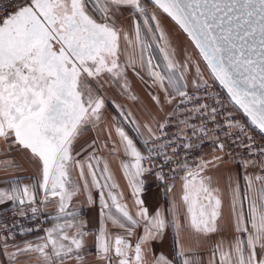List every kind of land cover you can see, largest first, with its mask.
<instances>
[{
  "label": "snow or ice",
  "instance_id": "snow-or-ice-1",
  "mask_svg": "<svg viewBox=\"0 0 264 264\" xmlns=\"http://www.w3.org/2000/svg\"><path fill=\"white\" fill-rule=\"evenodd\" d=\"M125 9L137 14L131 32L118 26ZM158 12L186 35L210 78L264 133V0H0V150L26 157L43 193L37 201L35 185L0 191V204L11 202L21 218L29 211L35 218L50 203L56 211L54 225L39 243L10 245L14 237L6 224L0 225V249L9 264H20V256L35 257L36 264H175L176 257L182 264H264V146L257 148L246 125L211 94L200 62L188 54L177 59ZM121 40L131 50L123 62ZM153 45L163 67L154 63ZM129 68L146 85L157 116L163 113L161 119L149 113V122L141 126L115 104L138 133L145 130V144H151L147 155L118 122L101 128L107 90L139 99L127 77ZM200 89L209 96L198 95ZM195 119L201 123H191ZM174 121L177 131L169 134ZM90 130L105 132L107 138L100 142L98 136L84 155L76 144ZM204 141L212 145L211 158L200 155L189 163L185 156L181 161L180 149L192 153ZM236 149L246 151L238 156ZM104 150L120 158L118 171L127 181L131 207L109 161L99 154ZM226 155L245 171L243 193L239 171L236 178L231 172L210 174L220 171ZM155 157L163 161L158 168ZM164 165L182 173L180 197L170 210L150 212L144 199L148 176L154 175L166 193L174 191L176 177L168 183ZM257 167L260 174L248 173ZM94 191L98 231L88 229L73 203L87 194V204L95 205ZM167 228L176 235L171 259L153 247ZM213 235L220 239L212 242L207 262L196 259L195 249ZM90 236L93 260L86 252Z\"/></svg>",
  "mask_w": 264,
  "mask_h": 264
},
{
  "label": "crops",
  "instance_id": "crops-1",
  "mask_svg": "<svg viewBox=\"0 0 264 264\" xmlns=\"http://www.w3.org/2000/svg\"><path fill=\"white\" fill-rule=\"evenodd\" d=\"M145 2L142 0V3ZM148 10L151 13L153 11V7L148 4ZM135 12H129V10L125 9L124 14L119 17L118 26L123 27L125 31L131 32L130 25L133 22V18L136 17ZM162 20V27L165 30L166 35L169 37L172 46H174L177 50V59L182 60L185 54L191 55L194 60L200 62L197 52L191 45V43L187 40L186 36L182 33V31L178 30V27L169 19L166 18L164 14L157 13ZM141 26L143 27L142 20L140 21ZM154 27V25H153ZM145 39L151 40V37L145 33ZM130 49L126 48V44L123 40H121V61L123 62L125 59L126 52H130ZM137 55L139 54V49L136 50ZM152 56L154 58V63H159L161 67H163L164 61L160 51L153 45ZM201 71L204 74V78L208 80V83L211 84L214 80H212L209 76V73L205 67V65L200 62ZM194 72V69H193ZM191 76L192 73H189ZM127 77L130 82L133 93L138 96V101L133 102L126 98V96L121 95L120 91L116 88H112L107 90L104 94L107 97L106 106L104 109V120L105 124L101 125V128H104L109 123H119L121 127L125 129V131L131 136L134 141L137 143V147L142 151V143L145 141V130L141 127V131L138 133L136 131L135 125L130 123L120 115L119 111L115 108V104H119L123 106V109L126 112L132 113V118L137 121L141 126L145 123L149 122V113L151 115L156 116L157 119H161L163 113L159 112L158 106H154L150 97L148 96V89L144 82L139 79L133 72L131 68L127 70ZM191 91V89H190ZM166 111L171 110V106H167ZM155 127V124H153ZM114 134V133H113ZM99 136L100 142H103L107 136L105 132H98L96 130H90L87 132L76 144L77 151H84V155H87V152L92 151L89 148V144L96 140ZM83 146V149L82 147ZM86 150V151H85ZM103 155L104 159H107L110 163L111 170L113 173V179L116 183L120 185V191L124 192L125 201L131 207V193L130 190L127 189V181L123 178L122 171H118L120 165V158L113 157L108 154L107 150H104L103 153H99ZM208 158H211V153L205 154ZM79 159H83V156L78 157ZM8 161V164L5 163ZM14 165V166H10ZM239 171L240 178L239 183L241 187V192L246 191V186L244 184V180L242 177L245 175V171L243 169H238L236 164L228 163L225 159V163L221 166L220 171L216 172L213 170L210 172L213 176H226L229 172L232 173L233 177L236 178V173ZM248 173L252 174H260L259 169H248ZM182 175V173H181ZM75 179V176H74ZM146 188L148 191L144 194V199L146 206L149 208L150 212H154L157 209L162 211L170 210L172 208L173 203L177 202L181 193V182L178 178L174 184V191L172 193H164L157 185L156 180L151 177H147ZM39 181L40 177L37 174V170L35 166L30 164L26 157H24L21 153L16 151H12L11 153H7L3 150H0V191H11L13 188L24 187V186H33L35 185L34 191L37 193V201L43 196V193L39 190ZM221 188L224 187L223 181L220 184ZM94 199H96V204L89 206L87 204V194L79 195L73 203L79 206V211L81 212V218L88 221V229L90 231H98V210H99V199L98 194L94 191L92 193ZM14 205L11 202H6L4 204H0V212L9 210L13 208ZM134 211V209H133ZM227 199L225 203V215L227 216ZM167 215V212L165 213ZM43 215L45 218V226L44 229L35 234H27L22 235L20 237H14L12 239L9 238L10 245H23L24 243H39L41 238L45 235V229L50 228L55 223V206L53 204H49L46 208L43 209ZM111 227V226H109ZM112 231H118V229H112ZM221 235L227 236L229 233L224 232ZM185 243H188L187 234H185ZM220 236L213 235L211 239L201 246L195 249L196 259H203L207 262L210 247L213 241L219 240ZM157 254L163 253L168 256L170 259L173 256V253L177 250L176 245V235L173 229L167 228L165 230L164 236L161 241L154 242L153 245ZM86 252L88 254V259L93 260V252H94V236H90L87 242ZM20 264H36L35 257L30 256H20L19 257ZM0 264H9L8 256L0 249ZM175 264H182V260L180 257H176Z\"/></svg>",
  "mask_w": 264,
  "mask_h": 264
},
{
  "label": "built area",
  "instance_id": "built-area-1",
  "mask_svg": "<svg viewBox=\"0 0 264 264\" xmlns=\"http://www.w3.org/2000/svg\"><path fill=\"white\" fill-rule=\"evenodd\" d=\"M211 94L215 97H218L223 104L225 105V109L228 112L233 113L234 117L237 120H240L242 123H244L249 131V134L253 137V139L255 140L256 143V147L260 148L262 146H264V136L257 131L255 128H253V126L248 122V120L243 116V114L234 106V104L231 102L230 98L226 95V93L218 86V84L213 81L211 84ZM200 96H209V92L205 91L204 89H200L199 92L197 93ZM204 102V101H202ZM207 103L212 104L213 100L211 98H209L207 101ZM181 119H183L184 117L181 116ZM206 119V118H205ZM218 119L222 120V117H219ZM191 123L199 125L201 123L200 119H195L192 120ZM211 127V125H210ZM168 133H174L177 131V125L176 122L174 121L172 123V125L167 129ZM188 134L191 135L190 130L188 131ZM220 135H222V133H220ZM196 143H199V141H194ZM149 147H151V144H145V141L142 143V152L147 155L148 153V149ZM229 147H231V145H229ZM202 149V151H201ZM201 149H197L192 153H186L183 149L179 150V155H180V159L181 161H183V159L185 158V156L188 159L189 163H192L197 156L200 155H205L207 153H212V145L208 142V141H204L201 144ZM246 150L243 149H236V153L237 155H243L244 152ZM169 154H171L170 150H169ZM225 159L228 163H231V157L230 156H225ZM154 162L156 163V167L158 168L161 164H163V161L160 157H155L154 158ZM231 164H235V163H231ZM237 165V164H236ZM145 166H151V165H145ZM257 169H259V167H257ZM163 173L165 176L169 177L168 183H173V181L171 180V177L173 175H175L176 179L175 181L180 177L181 172L178 170L177 173L173 174L170 172V169L167 165H164L163 167ZM151 178H153L155 180L154 175L149 176ZM158 187L164 192H165V188L163 186V184H161L160 182L156 181ZM14 208H11L9 210H5V211H1L0 212V225H7L9 231L12 233L13 237H20L22 235H27V234H35V233H39L44 229L45 226V218L43 215V210L41 212H39L37 214V216L35 218L32 217L31 212H28L27 217L25 218H21L19 216H17L14 212Z\"/></svg>",
  "mask_w": 264,
  "mask_h": 264
},
{
  "label": "water",
  "instance_id": "water-1",
  "mask_svg": "<svg viewBox=\"0 0 264 264\" xmlns=\"http://www.w3.org/2000/svg\"><path fill=\"white\" fill-rule=\"evenodd\" d=\"M170 19V18H169ZM174 23V22H173ZM178 27V26H177ZM185 35V34H184ZM186 36V35H185ZM190 42V41H189ZM191 43V42H190ZM193 46V45H192ZM193 48H194V46H193ZM195 49V48H194ZM195 51L197 52V54H198V51L195 49ZM206 67V66H205ZM217 84H218V86L226 93V95L228 96V93H227V90L225 89V88H223L220 84H219V82L218 81H215ZM229 97V96H228ZM230 98V97H229ZM230 100H231V98H230ZM232 102V101H231ZM235 106V105H234ZM236 107V106H235ZM238 110H239V108L238 107H236ZM240 111V110H239ZM241 112V111H240ZM242 113V112H241ZM243 114V113H242ZM244 116V115H243ZM245 117V116H244ZM246 119H247V117H245ZM248 120V119H247ZM250 123V122H249ZM253 128H255L254 126H253ZM257 131H259V129H257V128H255ZM260 132V131H259ZM263 136H264V133H262V132H260Z\"/></svg>",
  "mask_w": 264,
  "mask_h": 264
},
{
  "label": "rangeland",
  "instance_id": "rangeland-1",
  "mask_svg": "<svg viewBox=\"0 0 264 264\" xmlns=\"http://www.w3.org/2000/svg\"><path fill=\"white\" fill-rule=\"evenodd\" d=\"M143 1H145V0H143Z\"/></svg>",
  "mask_w": 264,
  "mask_h": 264
}]
</instances>
